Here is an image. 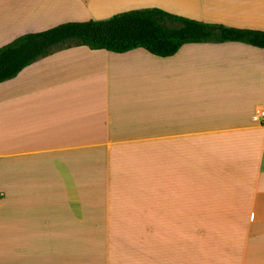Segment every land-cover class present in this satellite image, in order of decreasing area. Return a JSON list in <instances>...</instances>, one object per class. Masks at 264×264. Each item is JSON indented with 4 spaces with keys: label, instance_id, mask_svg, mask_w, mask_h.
Returning a JSON list of instances; mask_svg holds the SVG:
<instances>
[{
    "label": "crops",
    "instance_id": "1",
    "mask_svg": "<svg viewBox=\"0 0 264 264\" xmlns=\"http://www.w3.org/2000/svg\"><path fill=\"white\" fill-rule=\"evenodd\" d=\"M159 7L264 31V0H0V47ZM264 48L72 44L0 82V264H264Z\"/></svg>",
    "mask_w": 264,
    "mask_h": 264
},
{
    "label": "trees",
    "instance_id": "2",
    "mask_svg": "<svg viewBox=\"0 0 264 264\" xmlns=\"http://www.w3.org/2000/svg\"><path fill=\"white\" fill-rule=\"evenodd\" d=\"M239 41L264 48V31L192 19L159 7L128 10L107 19L67 21L19 35L0 47V82L53 50L72 44L123 53L144 48L167 57L184 44Z\"/></svg>",
    "mask_w": 264,
    "mask_h": 264
},
{
    "label": "built area",
    "instance_id": "3",
    "mask_svg": "<svg viewBox=\"0 0 264 264\" xmlns=\"http://www.w3.org/2000/svg\"><path fill=\"white\" fill-rule=\"evenodd\" d=\"M261 116L264 118V111L261 112Z\"/></svg>",
    "mask_w": 264,
    "mask_h": 264
}]
</instances>
